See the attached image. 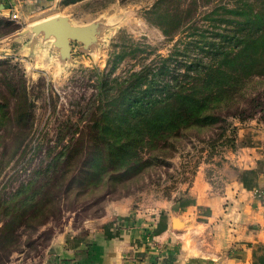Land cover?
I'll use <instances>...</instances> for the list:
<instances>
[{"label": "rangeland", "instance_id": "1", "mask_svg": "<svg viewBox=\"0 0 264 264\" xmlns=\"http://www.w3.org/2000/svg\"><path fill=\"white\" fill-rule=\"evenodd\" d=\"M179 1L185 6L186 0ZM3 2L9 6L8 12L7 8L0 9V258L3 264H60L54 259L59 256L53 240L63 234L67 242L79 243L76 236L86 238L92 224L99 222L101 227L112 222L116 233L127 230L131 221L144 224L141 240L125 245L124 264H173L184 242L179 237L173 241L162 237L167 228L164 222L171 217L182 222L179 227L174 225L176 232L189 230L190 223L206 221L207 230L192 228L190 239L194 241L193 247L197 243L211 247L213 235L223 233L215 222L222 221L226 226L233 218V209L228 211V201L233 196L232 182L237 178L244 183L247 180V171L234 164L238 163L234 154L242 151L246 143L241 136L243 129L264 122V77L247 82L238 97L240 111L245 113L240 117L227 115L235 127H229L224 135L220 127L223 123L183 130L169 143H157L156 147L147 149L143 154L146 163L140 169L116 180L109 173L99 185H85L80 181L89 180L84 162L91 149V134L78 139L82 130L94 122L89 107L99 74L124 75L132 68L166 57L183 48L184 35L177 32L169 37L148 19L156 0H61L48 10L33 1L22 3L20 8L16 0ZM214 2L201 1L191 19L207 27L209 22L203 15L213 8ZM60 14H68L74 24L98 21V41L89 48L73 43L72 56L63 60L53 38L22 34L33 24ZM123 49L136 50L114 63ZM20 86L26 87L33 104L32 125L28 127L17 116V109L23 106L20 95L24 89ZM74 145L80 148L78 153L70 159L58 157L65 146L68 153ZM199 173L211 189L209 186L210 194L197 205L191 188ZM248 180L252 181L250 177ZM29 183L37 192H44V197L36 195L17 204L15 193ZM7 202L15 205L9 213ZM41 204L46 211L55 209L47 216L30 220L31 209ZM18 207L28 209L21 223L15 213ZM7 223H10L8 228ZM29 223L32 226H27ZM13 229L20 237L7 248L5 240ZM200 234L204 241L198 237Z\"/></svg>", "mask_w": 264, "mask_h": 264}, {"label": "trees", "instance_id": "2", "mask_svg": "<svg viewBox=\"0 0 264 264\" xmlns=\"http://www.w3.org/2000/svg\"><path fill=\"white\" fill-rule=\"evenodd\" d=\"M201 1L205 0H186L182 6L179 0H156L150 11L148 19L165 35H184L182 49L132 68L124 75L99 74L89 107L94 122L82 130L78 139L91 134L93 140L84 162L89 180L80 183L97 186L109 173L116 180L140 169L146 163L143 154L147 149L157 143H169L186 129L223 123L220 127L224 135L229 127H235L227 115L240 117L245 113L240 111L238 97L247 82L264 77V0H215L213 8L203 15L209 22L207 27L191 19ZM135 50L123 49L114 63ZM20 88L24 89L20 95L23 106L17 109V116L28 127L32 125L33 104L26 87ZM67 148L58 157L70 159L80 151L74 145L67 153ZM119 170L122 172L117 173ZM36 195L44 197V192H37L29 183L22 185L14 197L18 204ZM13 206H7V213ZM45 209L42 204L31 209L33 216L29 219L47 216L55 208ZM27 210L15 208L20 223ZM30 223L27 226H32ZM17 237L20 235L15 229L7 234V248L18 241Z\"/></svg>", "mask_w": 264, "mask_h": 264}, {"label": "crops", "instance_id": "3", "mask_svg": "<svg viewBox=\"0 0 264 264\" xmlns=\"http://www.w3.org/2000/svg\"><path fill=\"white\" fill-rule=\"evenodd\" d=\"M3 1L5 0H0V9L7 8L8 12V2L6 7ZM32 1L48 10L57 6L61 0H16L19 8L22 3ZM243 130L241 136L245 138L246 143L241 147L242 151L234 154L235 160L238 158L240 164H234L247 171L248 176L247 180H244L245 183L238 178L232 182L233 196L232 200L228 201V211L233 209V218L229 219L226 226L222 225V221L215 222L223 233L214 234L211 247L208 248L200 243L193 247L194 241L190 239L192 228L207 230L206 221H197L193 225L190 223L189 230L176 232L174 218H168L167 222H164L167 228L162 237L171 241L179 237L184 242L173 264H264V122H257L256 125ZM248 177L252 181L248 180ZM209 186L205 177L199 173L191 188L197 205L204 202L210 194ZM99 224H92L86 238L76 236L79 243L67 242L63 234L58 235L53 240V245L59 246L56 247L59 257L55 256L54 259L59 260L60 264H124L125 245L141 240L144 224L131 221L127 230L120 229L118 233L112 229V222H106L103 227ZM201 235L198 236L200 239Z\"/></svg>", "mask_w": 264, "mask_h": 264}, {"label": "water", "instance_id": "4", "mask_svg": "<svg viewBox=\"0 0 264 264\" xmlns=\"http://www.w3.org/2000/svg\"><path fill=\"white\" fill-rule=\"evenodd\" d=\"M43 34L45 38H53V44L59 49L61 59L72 56L73 43H81L85 48L91 47L98 41L100 23L98 21L87 24H74L67 15H55L33 24L22 34ZM182 222L175 220V226H181Z\"/></svg>", "mask_w": 264, "mask_h": 264}]
</instances>
